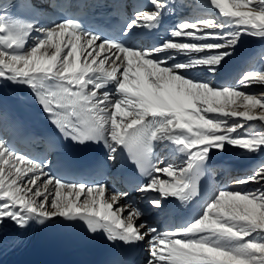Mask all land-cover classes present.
Masks as SVG:
<instances>
[{
    "label": "snow or ice",
    "instance_id": "1",
    "mask_svg": "<svg viewBox=\"0 0 264 264\" xmlns=\"http://www.w3.org/2000/svg\"><path fill=\"white\" fill-rule=\"evenodd\" d=\"M174 7L147 0L120 39L64 14L43 26L30 0H15L11 11L0 6V82L28 87L64 140L102 144L113 167L126 154L147 178L134 190L155 210L169 198L186 206L199 197L212 151L226 146L261 157L230 183L264 185V94L246 91L264 85V70L244 71L234 84L215 82L243 36L264 39V0H199L198 14L178 20L171 38L127 43L137 29H158ZM254 121L261 130H248ZM157 148L162 155L154 159ZM51 167L0 135V227L61 218L113 244H146V264H264V187L217 189L191 220L161 229L138 222L145 212L127 192L68 181Z\"/></svg>",
    "mask_w": 264,
    "mask_h": 264
},
{
    "label": "bare ground",
    "instance_id": "2",
    "mask_svg": "<svg viewBox=\"0 0 264 264\" xmlns=\"http://www.w3.org/2000/svg\"><path fill=\"white\" fill-rule=\"evenodd\" d=\"M199 1V0H198ZM197 5H198V3H197ZM196 5V6H197ZM247 42L245 43V48H241V49H243V50H241V54H239L238 56H237V58L236 59H233L231 62H229L228 64H225V65H223V67H224V72L223 73H232L235 69H237V68H239V66H242L243 64H242V62H245L244 64H249L250 62H253L254 61V58L253 57H255L254 55L255 54H251V55H245V53H244V51L246 50H248L249 52H253V50L252 49H255V46H257L256 45V40H246ZM29 44H31V41H29ZM26 47H28V45H26ZM247 48H250V49H247ZM259 49V48H258ZM256 70V69H255ZM219 75H221V71L219 72ZM6 82H8V81H6ZM4 85V87H5V84H3ZM22 87H24L26 90H29V88L28 87H25V86H23L22 85ZM226 150H227V152H228V154H229V156L231 155V158H229L228 157V161L227 162H225V160H227L225 157H223V156H221L220 155V153L216 156V159H218V160H220L219 161V172H221V174H223L224 173V171L225 170H227V171H232V170H234L235 168H240V169H242V168H245V169H247V170H245V171H248L249 170V172L248 173H250L256 166H257V164L260 162V160H261V157L260 158H255V157H253V158H251L249 161H246V162H240L241 160H238L239 158H237V157H239V155H240V151H237L238 149L236 148V147H232V146H226ZM162 155V154H161ZM225 156V155H224ZM232 157H234V158H232ZM174 158H176V157H174ZM236 158V159H235ZM241 158V157H240ZM162 166V165H161ZM248 168H250V169H248ZM244 171V172H245ZM234 176L235 174L232 172V174H229V176ZM229 176L227 177V178H224V181L226 180V179H228L229 178ZM204 180H205V182H210V177H209V175H208V172H205V175H204ZM222 183V182H221ZM238 185V184H237ZM51 186V185H50ZM236 186V183H235V185H233L232 186V188H234ZM239 186H246V185H238V186H236V187H239ZM224 187V186H223ZM231 188V189H232ZM82 198H84L83 196L81 197V199ZM171 198H169V200H170ZM168 200V201H169ZM173 200H175V201H177V199H175V198H172V200L171 201H173ZM148 205H146L145 206V209H146V207H147ZM147 213L145 212V215H146ZM145 215L144 216H142L141 218H140V221H138V222H144V218H145Z\"/></svg>",
    "mask_w": 264,
    "mask_h": 264
},
{
    "label": "rangeland",
    "instance_id": "3",
    "mask_svg": "<svg viewBox=\"0 0 264 264\" xmlns=\"http://www.w3.org/2000/svg\"><path fill=\"white\" fill-rule=\"evenodd\" d=\"M245 36H247V35H245ZM243 37H242V43H240V44H242L241 47H244L245 45H243V44H245L247 42ZM247 37H248L249 40L253 39V40L257 41L256 42V45H257L256 47L259 48L258 49L259 56L257 57L258 65L256 67H258V70H264V39L251 37V36H247ZM241 47L237 48L236 53L234 54V56L231 59L228 60V63L231 62L233 59H236L237 56L239 54H241V50H243V49H240ZM246 91L254 92L257 95H261V94H264V85H252L250 88L246 89ZM251 123L253 124V127L248 129L249 131L261 130L260 127H259V122L258 121H254V122H251ZM237 149H238L237 151H240V155L237 158H239V160H243V161H240V162H246L247 160L245 161L244 159H247V158H249V160L251 158H253V157L260 158L259 156H249L243 150H240L239 148H237ZM216 152H217V154L220 153V155L223 156V157L228 156L229 158H231V155L229 156L226 148H225L224 151H216ZM232 158H234V157H232ZM174 159L172 158L169 162H174ZM176 159L179 160L177 157H176ZM175 163H178V162H175ZM162 178H167V177H162ZM231 185L233 186V185H235V183H230L229 186H231ZM236 186H238V185L236 184ZM236 186L234 188H232L231 190H238V191H242V192H245V191L246 192H252V191H255L256 189H258L260 187H264V185H257V184H247L246 186H243V187L242 186L236 187ZM83 199L84 198H82L81 200H83Z\"/></svg>",
    "mask_w": 264,
    "mask_h": 264
}]
</instances>
